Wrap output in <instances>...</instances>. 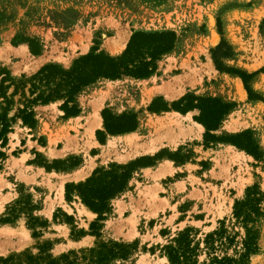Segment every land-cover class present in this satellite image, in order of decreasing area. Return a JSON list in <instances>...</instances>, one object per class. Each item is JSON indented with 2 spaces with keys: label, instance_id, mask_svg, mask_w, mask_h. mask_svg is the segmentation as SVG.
Returning a JSON list of instances; mask_svg holds the SVG:
<instances>
[{
  "label": "rangeland",
  "instance_id": "1",
  "mask_svg": "<svg viewBox=\"0 0 264 264\" xmlns=\"http://www.w3.org/2000/svg\"><path fill=\"white\" fill-rule=\"evenodd\" d=\"M263 18L264 0H0V69L19 76L34 73L48 62L66 67L92 46L110 55H118L125 47L117 53H112L109 47L125 41L127 44L133 31L169 29L176 34V44L172 52L161 57V66L153 79L156 85L167 83L171 78L184 81L183 68L195 70L210 60V49L221 38L217 31V19H220L222 36L233 52L225 64L251 71L257 57L264 58ZM213 37L216 38L214 42ZM27 40L39 48L37 54L31 52ZM44 55V62H38ZM109 80L98 79L77 95L80 117L75 121L57 125L54 134L44 123L50 147L46 146L45 135L38 137L37 144L34 142L28 147L31 153L28 162L63 166L79 159L86 165L76 178L84 176L81 179L84 180L96 167L125 164L159 151L163 159H169L167 153L178 152L177 160L169 159L179 166L178 171L160 180L165 170L161 169L162 165L155 166L159 160L142 174L137 167L127 188L109 200L110 210L104 219L98 221L96 236L89 232L90 223L97 215L81 205L75 194L51 214L43 208V197L49 198L56 187L57 195L61 194L66 182L78 181L63 184L60 179L56 185L53 175L29 178L21 174L23 170L20 168L15 173L13 166H21L25 157L16 158L22 147L12 150L13 156L5 155L0 148L4 152L0 157V220L12 217L11 209L19 210L12 222H0V255L24 249L37 253L40 247H48L47 251L57 256L91 247L98 241L116 240L135 243V246L126 260H117L115 264H169L161 247L185 227L196 230L195 238H203L225 219L230 232L239 230L243 233L233 224V205L235 200L244 197L246 187L254 183L264 194V111L251 107L246 101L240 102L232 113L234 119L230 117L231 122L222 121L214 132L218 136L231 135L237 127L234 123L239 125L241 121L243 125L249 121L254 128L250 129L252 138L261 154L260 159H255L235 148L221 152L220 142L205 147L203 126L201 136L185 134L181 139L173 136L180 122L182 125L193 124V115L198 113L196 109L180 117V121L165 119L161 111L155 114L147 110L152 100L156 105L163 102L169 105L187 92L204 96L207 92L227 93L234 97L232 82L220 80L216 71L195 77L194 83L187 84V90L184 88L177 97L166 98L160 93L149 103L148 96L144 100L143 91L147 82L125 77L113 82ZM250 86L264 95L256 79ZM60 103L35 106V119L49 117L55 124V119L65 118L58 111ZM105 107L114 115L134 113L138 129L132 136L111 139L104 146L89 147L87 132L92 136L93 127L99 125L91 121L95 118L101 120V110ZM17 124L14 125L16 132L20 131ZM96 129H103V119L94 133ZM168 139L177 143L171 145ZM59 154L61 156L53 157ZM93 162L97 164L86 175ZM261 206L264 212V199ZM31 216L38 219L36 224H32ZM41 222L46 225L42 226ZM254 225L259 233V248L249 256L248 264H264V216L259 217ZM29 226L38 232L37 237L32 236L33 229ZM204 257V254L200 255L199 260Z\"/></svg>",
  "mask_w": 264,
  "mask_h": 264
},
{
  "label": "trees",
  "instance_id": "2",
  "mask_svg": "<svg viewBox=\"0 0 264 264\" xmlns=\"http://www.w3.org/2000/svg\"><path fill=\"white\" fill-rule=\"evenodd\" d=\"M264 27V18L261 21ZM217 31L221 35L219 42L210 49L211 58L215 68L236 74L242 80L249 99L264 101V97L250 87L251 78L264 66L254 72L230 67L222 62L223 57H230L233 52L231 46L222 36L221 20L217 19ZM173 30H136L118 55H110L96 46L78 57L74 58L69 66L48 62L29 75H11L8 70L0 69V148L5 147L8 134L13 131L17 123L33 128L36 123L34 107L50 102L60 101L59 109L63 117L75 116L80 112L77 105V95L88 85L98 79H116L122 76L147 77L155 72L157 60L170 51L176 42ZM29 42L30 50L37 54L38 47ZM33 43V44H32ZM156 101V100H155ZM234 106L216 96L194 95L189 92L173 100L169 105L163 102L154 104V100L147 106L152 112L176 110L185 113L196 109L193 119L203 125L204 146L214 142H227L244 150L255 159H260L259 146L254 142L251 130L245 129L231 135H216L213 131L219 128L223 117ZM103 129H96L95 135L99 143L105 141L107 134H121L136 129L138 121L134 113L124 112L120 115L112 114L108 108L101 110ZM95 152L92 151V154ZM178 152L167 153L169 159L177 160ZM4 152L0 150V157ZM161 152L153 156H140L125 164L110 163L107 166L96 167L90 176L78 182H66L64 195L66 200L75 194L89 210L96 213V218L90 223L89 234L98 235V221L104 219L110 210L109 200L127 188L129 179L137 167L150 166L162 158ZM76 159V158H75ZM66 161V160H65ZM179 161V160H178ZM65 163L64 161H62ZM76 159L70 164L57 166L39 163L47 170H67L79 165ZM264 194L254 183L247 186L242 199L235 200L232 217L234 225L242 229L230 232L225 226V219L220 220L219 227L206 233L203 238H195L196 230L185 227L161 247L163 255L169 264H248L249 256L258 251L259 233L255 222L264 216L261 201ZM19 210L11 209L12 217H5L0 222H12ZM32 224L38 219L31 216ZM45 226V222H41ZM32 236L37 237L38 232L33 227ZM135 243H124L116 240L98 241L91 247L79 250H70L66 253L53 256L48 247H40L37 253L29 249L0 255V264H115L117 260H126ZM204 254V259L199 256Z\"/></svg>",
  "mask_w": 264,
  "mask_h": 264
},
{
  "label": "crops",
  "instance_id": "3",
  "mask_svg": "<svg viewBox=\"0 0 264 264\" xmlns=\"http://www.w3.org/2000/svg\"><path fill=\"white\" fill-rule=\"evenodd\" d=\"M263 29H264V27H263ZM215 40H216V38L213 37V42ZM218 42H219V39L213 45L215 46ZM175 44H176V42H175ZM173 50H174V47L170 51L164 53L163 55H166V54L172 52ZM161 57H160V59L157 60L155 72L161 66V63H162ZM230 57H223L222 58V62L225 64L224 61L226 59L230 58ZM261 57L262 56H258L257 57V60L253 62L254 65L251 68V71H247V72H254L256 70H259L262 66H264V58H261ZM209 59H210L209 61L205 62L198 69L191 70V69L183 68L182 69V72H183V80L184 81H182V80L179 81L176 78L175 79L174 78H171L167 83H164V84H161V85H156V89L159 88L161 91H159L155 95H160V93H161L166 98H174V97H177L178 95H180L183 92L184 88H185V91L187 90V88H186V85L187 84L194 83L195 77L201 76L202 73L208 74V73H210V72H212L214 70V71L217 72V77L220 80L221 79L222 80H230L232 82L231 89L235 93L234 94V97H231L227 93L226 94L210 93V92H207L206 93L207 96H216V97H219V98L223 99L224 101H229L230 100V102H233L234 103V106L223 117V119L221 120V122L222 121H230V120L234 119V115L232 113H234V111L236 109V106H238V103L243 102V101H246V103L248 105H250L251 107H254V108H257V109H260L261 108V111H264V101L259 100V99H249L248 98V95H247V92H246V90H245V88L243 86L242 80L240 79L239 76H237L236 74H233V73H229V72H226V71H220V70L216 69L215 68V65L213 63V60L211 58V55H210ZM258 60H261V61H258ZM230 67H232V66H230ZM155 72H153L151 75H149L147 77H138V78L137 77H132V76H122V77H125V78H128V79L137 80V81H141V82L144 79H147L148 78V80H146V81H148L147 82V85L150 87V85L152 84L151 83V79L155 75ZM121 78H116V79L120 80ZM101 79L109 80L108 78H101ZM116 79H111L109 81L113 82V81H116ZM215 79H217V78H215ZM255 79L257 80V82L260 83V85H261V87L263 88V91H264V71L257 72L251 78V80L249 82V85L252 82V80H255ZM215 83H217V81H215ZM148 86H145V88H144L145 90H143L144 91V99L150 93L149 92V89L150 88ZM256 93H258V92H256ZM184 94H182V95H184ZM182 95H180V96H182ZM260 95H262L264 97V95L262 93ZM150 101H151V99L147 103H149ZM95 102L92 104V106L95 104ZM58 111L61 114L63 113V111L60 110V109H58ZM161 112L165 114L164 115V118L165 119L168 118V119L180 121L179 118L180 117L187 116L190 111H187L185 113H181L179 111H176V110H172L171 109V110L161 111ZM156 113L157 112H155V114ZM78 117H80V113H78L75 116H70V117H65V118H62L61 117L60 118L61 119L60 121H58L56 119L54 120L55 121V124H54L53 121L50 120L49 117H42L39 120H36L35 126L33 128H30V127H28L26 125L17 124V126L20 129V131H18V132L15 131V126H13V131L8 134L7 144L2 149L4 150L5 155H8V153L11 154V151L14 150V149H16L17 147H22V150L19 152V156L16 157V158L18 159V158L21 157V155H25L24 160L20 163L21 166H19V167H17L16 165L13 166V172L16 173L17 170H19V168H20L21 170H23V172H21V174H23V175L25 174L29 178L34 177L35 179H37L38 177L42 176L43 174L53 175L56 185L60 181V179L63 180V184L66 181H79V180L83 179L84 176L83 177H77V178H76V176H77L78 172L83 167H85L86 162L80 163L79 165H77V166H75L73 168H70L69 170H55V169L47 170L45 167H43L41 165H38V164H35V163H32V162H28V160H30V157H31V153H30L28 147H32L34 142L37 144V138L38 137H41V136H44L45 135V138H46V141H45L46 142V146L47 147H50V145L48 144L49 143V137H48L49 135H48V132L45 129L44 123H47L48 129L51 130L52 134H54L57 125H61L62 123H67L68 121H75ZM230 117H232V119ZM84 122H85V119H84ZM91 122L92 123L93 122H98L99 125L93 127V134H92V136L89 135V133L87 132V134H88V138L87 139H88V141L90 143L89 147H93L96 144L99 145V146H104L111 139L112 140H116L119 137H124L126 135L127 136H132L136 132V130L138 129V125H137V127H136L135 130L129 131V132H125L127 134H125V133L114 134V135L107 134V138L105 139V141L103 143H99V141L97 140V138L95 136L94 130H95V128H98V127L101 126L102 119L100 120V118H95ZM80 123H82L81 120H80ZM240 123H242V122L240 121ZM240 123H239V125H238V123H234L233 124L234 126H237L234 130H232L234 133L240 132V131L245 130V129H254L253 127H251V125H249V121L247 123L243 124V125L240 124ZM220 125H221V123H220ZM220 125H219V128H220ZM202 126L203 125H201L200 123H197L195 121L193 122V124H190V125L189 124L188 125H182L181 122H180V127L179 128H176V131L173 132V136L175 134V136H176L177 139L183 138V136L185 134H187L185 136H190V137L191 136H201L202 130H203V127ZM87 127H88V125H87ZM217 130H215L213 132L216 133ZM13 133H15L17 136L16 137L10 136ZM53 137H54V135H53ZM168 141L170 143H172L171 145H174V144L177 143V141H174L173 142L172 139H168ZM21 143H22V145H21ZM220 143H222V147H223L220 150L221 152L227 151L226 149L235 148L239 152L243 153V155H246L248 157H252L250 154L246 153L244 150H241V149L237 148L236 146L232 145L231 143H227V142H220ZM46 146H41V148H46ZM57 156H61V154L54 155L53 157H57ZM158 160H159V162L157 164H155V166L156 165H162L161 166L162 167L161 169L165 170V174L160 178V180H162L163 178H167V176H170L171 174H174L175 172L178 171L177 169H178L179 166H175L173 161H171L169 159H165V158L164 159L163 158L162 159H158ZM93 164L94 165L89 169V171L87 172L86 175H88L90 173V170L97 163H94L93 162ZM152 167H153V165L152 166H142V167H139L138 168L139 171H140L139 173L142 174V173H144V171H146L147 169H151ZM84 170L85 169H82V171H84ZM129 183H130V181H129ZM29 184H31V182H29ZM56 191H57V187H56L55 192H52V194L50 195L49 198L45 199L43 197V199H44L43 208H45L49 212V214H51L52 211L55 210L57 207H62L63 203L66 202V199L64 197V185H63V191L61 192V194L59 193L57 195V192ZM80 204H81V202H80Z\"/></svg>",
  "mask_w": 264,
  "mask_h": 264
},
{
  "label": "bare ground",
  "instance_id": "4",
  "mask_svg": "<svg viewBox=\"0 0 264 264\" xmlns=\"http://www.w3.org/2000/svg\"><path fill=\"white\" fill-rule=\"evenodd\" d=\"M125 44H126V41L125 42H123L122 44H120V45H118V44H116V46H114V47H109V50L112 52V53H117V52H119V51H121L124 47H125ZM18 52V51H17ZM20 52V51H19ZM49 52V51H48ZM47 52V53H48ZM46 55V54H45ZM41 56L42 58L40 59V61H38V62H44V60L46 59V56ZM68 57V56H67ZM61 60H62V57H59ZM38 60V59H37ZM64 60V59H63ZM38 62H36V63H38ZM247 67V66H246ZM245 67V68H246ZM249 68V67H248ZM145 80V81H144ZM142 82L143 83H146V82H148V81H146V80H148V78L147 79H144ZM151 85H150V89H149V92H150V94L148 95V98L147 99H151L153 96H155V94L156 93H158L159 91H161L159 88H157L156 89V84H155V79H151ZM147 86V85H146ZM147 88V87H146ZM145 90V89H144ZM146 94V93H145ZM146 96V95H145ZM145 100V99H144ZM148 102V101H147ZM12 162V161H11ZM9 164H11V163H9ZM86 174V173H85ZM84 174V175H85ZM82 177V176H81ZM63 181V180H62ZM62 184V183H61ZM63 185V184H62ZM1 234V233H0Z\"/></svg>",
  "mask_w": 264,
  "mask_h": 264
}]
</instances>
